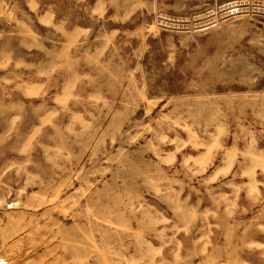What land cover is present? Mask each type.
Here are the masks:
<instances>
[{"label":"rangeland","instance_id":"374dc122","mask_svg":"<svg viewBox=\"0 0 264 264\" xmlns=\"http://www.w3.org/2000/svg\"><path fill=\"white\" fill-rule=\"evenodd\" d=\"M12 248L264 264V0H0L9 264Z\"/></svg>","mask_w":264,"mask_h":264},{"label":"bare ground","instance_id":"6f19581e","mask_svg":"<svg viewBox=\"0 0 264 264\" xmlns=\"http://www.w3.org/2000/svg\"><path fill=\"white\" fill-rule=\"evenodd\" d=\"M233 4L234 3L230 4L231 8H233L232 12H236V11L238 12V10H237L238 6H232ZM18 245H20V244H16L15 247L17 246V248H18ZM17 250H19V248ZM17 250H15V248H12L10 250L11 256H12V261L14 262V264H18L19 263V257L17 255L18 254ZM0 264H9V263L6 261V259H4L2 256H0Z\"/></svg>","mask_w":264,"mask_h":264}]
</instances>
